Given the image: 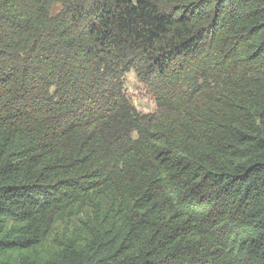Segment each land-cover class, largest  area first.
<instances>
[{"label": "trees", "instance_id": "1", "mask_svg": "<svg viewBox=\"0 0 264 264\" xmlns=\"http://www.w3.org/2000/svg\"><path fill=\"white\" fill-rule=\"evenodd\" d=\"M0 264H264V0H0Z\"/></svg>", "mask_w": 264, "mask_h": 264}, {"label": "rangeland", "instance_id": "2", "mask_svg": "<svg viewBox=\"0 0 264 264\" xmlns=\"http://www.w3.org/2000/svg\"><path fill=\"white\" fill-rule=\"evenodd\" d=\"M124 88L137 111L145 113L155 110L156 105L153 96L149 93L147 86L136 78L134 71H129L125 75ZM81 218L82 216L57 220L46 239L36 248L34 253H38L39 256L49 255L55 249V240L68 237L78 226Z\"/></svg>", "mask_w": 264, "mask_h": 264}]
</instances>
